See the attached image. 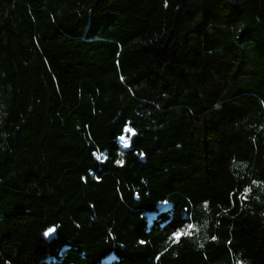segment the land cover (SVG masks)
Returning <instances> with one entry per match:
<instances>
[{
    "label": "trees",
    "instance_id": "obj_1",
    "mask_svg": "<svg viewBox=\"0 0 264 264\" xmlns=\"http://www.w3.org/2000/svg\"><path fill=\"white\" fill-rule=\"evenodd\" d=\"M241 252L264 264V0H0V264Z\"/></svg>",
    "mask_w": 264,
    "mask_h": 264
},
{
    "label": "clouds",
    "instance_id": "obj_2",
    "mask_svg": "<svg viewBox=\"0 0 264 264\" xmlns=\"http://www.w3.org/2000/svg\"><path fill=\"white\" fill-rule=\"evenodd\" d=\"M208 226V221L204 222V229ZM233 264H251V261L248 259L243 258V253L233 254Z\"/></svg>",
    "mask_w": 264,
    "mask_h": 264
},
{
    "label": "snow or ice",
    "instance_id": "obj_3",
    "mask_svg": "<svg viewBox=\"0 0 264 264\" xmlns=\"http://www.w3.org/2000/svg\"><path fill=\"white\" fill-rule=\"evenodd\" d=\"M125 131H131L130 129H126ZM121 141H125V137L124 136H121L119 138ZM125 147H127V143H125ZM99 158V157H98ZM247 191V190H246ZM55 232V229L54 228H48L47 231L44 232V236L45 237H48L50 234L54 233ZM177 235H179V233H177Z\"/></svg>",
    "mask_w": 264,
    "mask_h": 264
},
{
    "label": "water",
    "instance_id": "obj_4",
    "mask_svg": "<svg viewBox=\"0 0 264 264\" xmlns=\"http://www.w3.org/2000/svg\"><path fill=\"white\" fill-rule=\"evenodd\" d=\"M54 234H55V232L54 233H52V234H50L48 237H45L47 240H51L52 239V237H54Z\"/></svg>",
    "mask_w": 264,
    "mask_h": 264
}]
</instances>
